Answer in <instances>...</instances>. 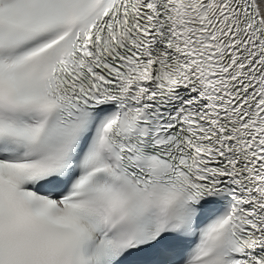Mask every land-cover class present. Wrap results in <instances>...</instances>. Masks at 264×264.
<instances>
[{
  "label": "snow or ice",
  "instance_id": "1",
  "mask_svg": "<svg viewBox=\"0 0 264 264\" xmlns=\"http://www.w3.org/2000/svg\"><path fill=\"white\" fill-rule=\"evenodd\" d=\"M0 264H264V0H0Z\"/></svg>",
  "mask_w": 264,
  "mask_h": 264
}]
</instances>
